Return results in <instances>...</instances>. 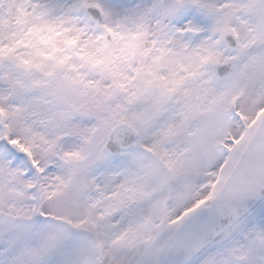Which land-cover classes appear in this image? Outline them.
Instances as JSON below:
<instances>
[{"label":"snow or ice","instance_id":"1","mask_svg":"<svg viewBox=\"0 0 264 264\" xmlns=\"http://www.w3.org/2000/svg\"><path fill=\"white\" fill-rule=\"evenodd\" d=\"M0 264H264V0H0Z\"/></svg>","mask_w":264,"mask_h":264}]
</instances>
